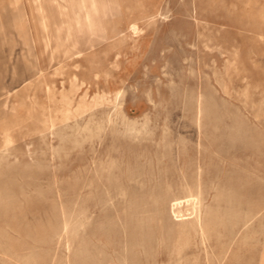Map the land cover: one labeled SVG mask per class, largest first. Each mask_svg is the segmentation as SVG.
<instances>
[{
    "label": "rangeland",
    "instance_id": "1",
    "mask_svg": "<svg viewBox=\"0 0 264 264\" xmlns=\"http://www.w3.org/2000/svg\"><path fill=\"white\" fill-rule=\"evenodd\" d=\"M87 19L0 0V264H264V0Z\"/></svg>",
    "mask_w": 264,
    "mask_h": 264
},
{
    "label": "bare ground",
    "instance_id": "2",
    "mask_svg": "<svg viewBox=\"0 0 264 264\" xmlns=\"http://www.w3.org/2000/svg\"><path fill=\"white\" fill-rule=\"evenodd\" d=\"M82 1V4H83V7H85V8H87V16H89V19H87V21L89 22V23H91L92 22V19H93V16H94V13H96V11H97V4H98V0H81ZM12 3V2H11ZM15 3V2H14ZM34 3V2H33ZM17 4H19V3H17ZM89 8H93V12H91V11H89L88 9ZM17 9V8H16ZM92 13V14H91ZM194 13V12H193ZM27 17V16H26ZM88 18V17H87ZM25 18H22L19 22H20V24H21V26H24V24L26 23V20H24ZM23 28V27H22ZM25 28V27H24ZM19 29V28H18ZM56 30V29H55ZM136 30V29H135ZM23 31H24V29H23ZM43 31V30H42ZM237 58V57H236ZM37 72V71H36ZM143 76V75H142ZM208 77V76H207ZM210 79V78H209ZM247 82V81H246ZM202 96V95H201ZM69 100H71L70 98H68ZM66 105V104H65ZM66 106H68V105H66ZM70 117V116H69ZM236 118H238V117H236ZM72 119V118H71ZM239 119V118H238ZM62 121V120H61ZM64 121V120H63ZM240 121V120H239ZM111 122V121H110ZM17 123V122H16ZM15 123V124H16ZM108 123V122H107ZM14 124V125H15ZM77 124V123H76ZM141 124V123H140ZM0 125H1V123H0ZM5 126V125H4ZM13 126V125H12ZM18 126V125H17ZM14 127V126H13ZM12 127V128H13ZM1 128V127H0ZM9 128V127H8ZM4 129V128H3ZM2 129V130H3ZM1 130V131H2ZM5 130H7V129H5ZM11 130V129H10ZM102 130H103V126L102 125H99V124H91V123H87V124H85L84 126H79L77 129H76V135H77V137L79 138V137H81V140H85L86 138H88V137H91V136H99L100 134H101V132H102ZM52 131H53V129H52ZM156 132V131H155ZM248 132V131H247ZM3 133H5V132H3ZM11 133V132H10ZM51 133V132H50ZM245 134H246V132H245ZM5 137V136H4ZM54 137H56V136H54ZM63 137H65V134H64V136ZM6 138V137H5ZM11 138V137H10ZM9 137H7L6 138V141H5V145H6V147L8 148L11 144H12V140L10 139ZM56 139V138H55ZM10 151V150H9ZM41 156V155H40ZM60 157V156H59ZM64 157V156H63ZM59 161V160H58ZM7 171V170H6ZM8 175V174H7ZM167 177V176H166ZM218 182V181H217ZM202 185V184H201ZM174 186V185H173ZM10 187V186H9ZM198 187V186H197ZM202 187V186H201ZM210 187H211V185H210ZM196 188V187H195ZM200 188V187H199ZM176 189V188H175ZM197 190H198V188H197ZM169 191V190H168ZM189 191H191V190H189ZM194 191V190H193ZM181 193V192H180ZM202 193V192H201ZM238 193V192H237ZM191 194V193H190ZM196 193H194V195H195ZM199 194V193H198ZM197 194V195H198ZM175 195V194H174ZM201 195V194H200ZM200 195H199V198H202V197H200ZM191 196V195H190ZM127 197V196H126ZM175 197H176V195H175ZM178 197V196H177ZM194 197V196H193ZM196 197V196H195ZM198 198V200H199V202L201 203V201H200V199ZM178 199V198H177ZM180 199V198H179ZM195 199V198H194ZM244 199V198H243ZM123 200H124V198H123ZM192 200V199H191ZM215 200H216V198H215ZM172 202V201H171ZM197 202V201H196ZM203 203V202H202ZM217 204V203H216ZM177 205V204H176ZM192 205V204H191ZM202 205V204H201ZM214 205V204H213ZM218 205V204H217ZM220 205V204H219ZM178 206V205H177ZM198 207H199V205H197ZM161 208V207H160ZM162 209V208H161ZM227 211V210H226ZM258 212V211H257ZM167 213V212H166ZM254 214V213H253ZM192 215V214H191ZM168 216V215H167ZM140 217V216H139ZM145 217V216H144ZM169 217V216H168ZM167 217V218H168ZM172 217V216H171ZM211 217H212V215H211ZM226 217V216H225ZM229 217V216H228ZM166 218V217H165ZM175 218V217H174ZM183 219V218H182ZM208 220V219H207ZM146 221V220H145ZM181 221V220H180ZM185 221V220H184ZM120 222V221H119ZM131 222H132V220H131ZM178 222V221H177ZM194 222V221H193ZM140 223V222H139ZM144 223V222H143ZM168 222H166V224H167ZM171 223V222H170ZM180 223V222H179ZM236 223H237V221H236ZM68 225H69V222L68 223H66V225H65V227H64V229H66L67 227H68ZM145 225V224H144ZM143 225V226H144ZM170 225V224H169ZM173 225V224H172ZM186 225V224H185ZM216 225H214V227H215ZM134 227V226H133ZM124 228H125V225H124ZM144 228V227H143ZM169 228V227H168ZM216 228V227H215ZM105 229V228H104ZM103 229V230H104ZM145 229V228H144ZM158 229V228H157ZM175 229V228H174ZM193 229V228H192ZM194 229H195V231L197 232V233H199L202 237H207V228H206V225H205V222H204V220H203V215H202V212H201V209L199 208L198 209V211L196 212V216H195V223H194ZM3 230V229H2ZM177 230V229H176ZM107 231V230H106ZM148 231V230H147ZM164 231H165V228H164ZM174 231V230H173ZM184 231V230H183ZM193 231V230H192ZM111 232V231H110ZM132 232V231H131ZM136 232V231H135ZM143 232H144V230H143ZM145 232H146V230H145ZM175 232V231H174ZM1 233V232H0ZM5 233V232H4ZM88 233V232H87ZM156 233V232H155ZM29 234V233H28ZM108 234H109V232H108ZM128 234V233H127ZM157 234V233H156ZM6 235V234H5ZM86 235V234H85ZM163 235V234H162ZM127 236V235H126ZM141 236V235H140ZM143 236H144V234H143ZM152 236V235H151ZM150 235H149V237H151ZM165 236H166V234H165ZM26 237V236H25ZM134 237V236H133ZM145 237V236H144ZM147 237V236H146ZM2 239V238H1ZM144 239V238H143ZM146 240V239H145ZM176 240V239H175ZM189 240V239H188ZM264 240V239H263ZM5 241H8L7 239H5ZM137 241V240H136ZM135 241V242H136ZM141 241V240H140ZM147 241H149L148 239H147ZM132 242V241H131ZM178 244V243H177ZM8 246V245H7ZM224 248V247H223ZM149 249V248H148ZM181 250V249H180ZM89 252V251H88ZM174 252V251H173ZM93 255V254H92ZM166 255V254H165ZM90 256V255H89ZM24 257V256H23ZM92 257V256H91ZM222 257V256H221ZM207 258V257H206ZM81 259V258H80ZM96 260V259H95ZM127 261V260H126ZM220 261H221V259H220ZM219 261V262H220ZM128 262V261H127ZM260 262V261H259ZM103 263V262H102ZM173 263V262H172ZM31 264V263H30ZM126 264V263H125Z\"/></svg>",
    "mask_w": 264,
    "mask_h": 264
}]
</instances>
